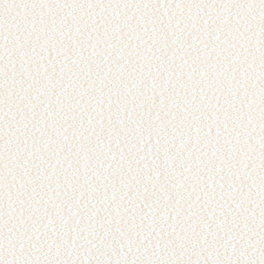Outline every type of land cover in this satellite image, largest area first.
Segmentation results:
<instances>
[{
    "label": "snow or ice",
    "instance_id": "1",
    "mask_svg": "<svg viewBox=\"0 0 264 264\" xmlns=\"http://www.w3.org/2000/svg\"><path fill=\"white\" fill-rule=\"evenodd\" d=\"M0 264H264V0H0Z\"/></svg>",
    "mask_w": 264,
    "mask_h": 264
}]
</instances>
